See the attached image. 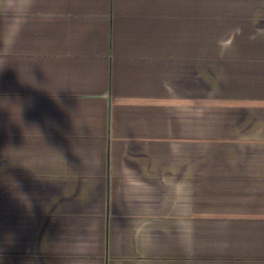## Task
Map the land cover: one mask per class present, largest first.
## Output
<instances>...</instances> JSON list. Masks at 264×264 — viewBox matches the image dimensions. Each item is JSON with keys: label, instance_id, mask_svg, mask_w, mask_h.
<instances>
[{"label": "crops", "instance_id": "crops-1", "mask_svg": "<svg viewBox=\"0 0 264 264\" xmlns=\"http://www.w3.org/2000/svg\"><path fill=\"white\" fill-rule=\"evenodd\" d=\"M160 9L0 0V220L14 178L30 193L17 207L32 209L14 219L31 220L33 242L93 231L79 251L101 264H264L263 73L245 118L209 124L205 179L198 159L152 152L149 125L117 119L120 65H150L120 41Z\"/></svg>", "mask_w": 264, "mask_h": 264}, {"label": "rangeland", "instance_id": "rangeland-1", "mask_svg": "<svg viewBox=\"0 0 264 264\" xmlns=\"http://www.w3.org/2000/svg\"><path fill=\"white\" fill-rule=\"evenodd\" d=\"M159 13L149 23L136 20L134 34L120 41L119 55L148 51L150 65H120L117 100L123 111L116 116L132 122V132L146 134L149 125L151 151L165 153L168 164L198 159L193 163L205 179L209 124L245 118L264 74V0H161ZM134 121L145 128L135 130ZM14 184V178L7 181L0 264H101L79 251L96 247L93 231L81 241L73 230H56L51 241L33 242L31 220L14 219L32 210L16 205L30 193H22L21 182L15 193Z\"/></svg>", "mask_w": 264, "mask_h": 264}]
</instances>
